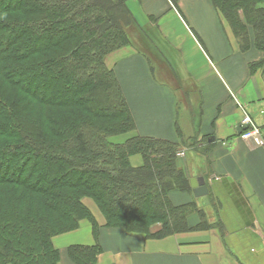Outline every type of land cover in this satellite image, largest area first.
<instances>
[{"label": "trees", "instance_id": "16d2710c", "mask_svg": "<svg viewBox=\"0 0 264 264\" xmlns=\"http://www.w3.org/2000/svg\"><path fill=\"white\" fill-rule=\"evenodd\" d=\"M126 1L0 0V264H59L54 238L82 221L94 242L67 256L96 264L100 226L86 199L105 227L155 239L196 228L193 204L169 195L191 191L177 146L135 133L107 64L129 44ZM210 1L242 50H264V0Z\"/></svg>", "mask_w": 264, "mask_h": 264}, {"label": "crops", "instance_id": "0c3cea01", "mask_svg": "<svg viewBox=\"0 0 264 264\" xmlns=\"http://www.w3.org/2000/svg\"><path fill=\"white\" fill-rule=\"evenodd\" d=\"M126 5L129 44L106 60L135 133L174 143L177 166L188 180L202 176L207 193L169 194L174 205L193 204L187 224L196 228L164 238L105 227L96 215V264H264V144L239 137L248 115L264 138V50H242L210 0ZM54 239L59 264H73L69 245L94 242L84 221Z\"/></svg>", "mask_w": 264, "mask_h": 264}, {"label": "built area", "instance_id": "2783aa9c", "mask_svg": "<svg viewBox=\"0 0 264 264\" xmlns=\"http://www.w3.org/2000/svg\"><path fill=\"white\" fill-rule=\"evenodd\" d=\"M241 125L243 126H251V128L242 129L239 133V137L244 140L253 141L256 145H263L264 138L262 137L260 130L253 126L251 119L248 115H244L241 119ZM180 156L183 154L180 152Z\"/></svg>", "mask_w": 264, "mask_h": 264}, {"label": "water", "instance_id": "95a60500", "mask_svg": "<svg viewBox=\"0 0 264 264\" xmlns=\"http://www.w3.org/2000/svg\"><path fill=\"white\" fill-rule=\"evenodd\" d=\"M189 185L193 189V194L196 197L207 193V188L202 176L197 178H189Z\"/></svg>", "mask_w": 264, "mask_h": 264}, {"label": "rangeland", "instance_id": "374dc122", "mask_svg": "<svg viewBox=\"0 0 264 264\" xmlns=\"http://www.w3.org/2000/svg\"><path fill=\"white\" fill-rule=\"evenodd\" d=\"M35 115H36V113L34 115H32V116H35ZM30 121H32V120H30ZM85 202L92 207V210L94 211L95 215H97L98 217H100L101 219H103L102 216H101V214L99 213L98 209L96 208V206L94 205V203L90 199H86ZM84 223H85V225L90 226V224L87 221H84ZM77 240H81V239H77ZM55 242H56V240H55Z\"/></svg>", "mask_w": 264, "mask_h": 264}]
</instances>
